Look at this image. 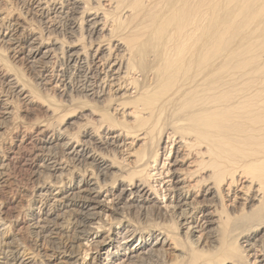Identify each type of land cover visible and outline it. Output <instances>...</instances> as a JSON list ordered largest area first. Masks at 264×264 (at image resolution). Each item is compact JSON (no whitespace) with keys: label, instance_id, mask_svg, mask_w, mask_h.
Segmentation results:
<instances>
[{"label":"bare ground","instance_id":"obj_1","mask_svg":"<svg viewBox=\"0 0 264 264\" xmlns=\"http://www.w3.org/2000/svg\"><path fill=\"white\" fill-rule=\"evenodd\" d=\"M36 3L45 19L55 21L54 14L67 20L70 37L57 85L67 86L70 107L65 129L61 120L56 127L38 120V144L21 140L19 148L26 149L28 165L39 174L62 177L69 163L73 172L82 170L67 185L50 180L37 187L41 205L29 224L35 236V252L30 253L40 256L37 264H88L87 243L101 237L92 244L98 253L91 257L94 263L107 245L113 247V235L121 227L122 239L141 242L126 262L120 255H126L129 240L114 246V253L109 248L112 260L100 264H151L169 242L181 247L173 232L178 226L190 239L189 264H247L250 256V264H264V0ZM7 4L0 0V45L14 60L35 67L40 78L36 85L41 86L46 64L63 45L43 35L50 43L46 47L42 33L31 30ZM96 58L100 68L93 67ZM8 65L0 61L1 137L3 129L20 122L15 110L19 103L15 107L5 98V88L21 100L20 106L39 101L36 90ZM73 92L79 100L95 101L97 109L79 112ZM58 108L46 110L56 117ZM89 116L97 117L92 122ZM70 127L79 129L82 139H77L78 130L68 133ZM56 145L71 162L57 157L51 150ZM2 153L0 146V184L7 181L10 162ZM227 183L246 188L245 206L234 214L225 212ZM152 194L165 199L171 224L148 221ZM108 195L119 214L115 226L103 218L110 207L102 197ZM217 205L214 212L208 210ZM132 210L143 217L145 228L124 222L123 215ZM9 221L0 225L2 235L12 230ZM26 251L8 240L0 242L4 264H26Z\"/></svg>","mask_w":264,"mask_h":264},{"label":"rangeland","instance_id":"obj_2","mask_svg":"<svg viewBox=\"0 0 264 264\" xmlns=\"http://www.w3.org/2000/svg\"><path fill=\"white\" fill-rule=\"evenodd\" d=\"M38 1H40V0H25V1L24 0H8V4H7L8 6L7 7H9V9L14 11V12L17 11V14L21 15L22 20L25 23H27L28 26H30L31 30H33L35 32L39 31L38 33H42V36L44 35L47 38H48V36H50V37L52 36V38H48V39L49 40L51 39L50 42H52L53 40L60 41L61 44H58L59 47L61 45H63V48L59 49L58 52L54 51L57 54L56 53L52 54L54 56H52V58H51V61H50L51 63L48 62V64H46V66L48 65V67H46V73H45L46 80L43 81V85H41V86L36 85L40 82V78H38L39 77L38 72L37 73L35 72L36 71L35 67L32 68L27 63H23L21 61H18V59L14 60V58L12 57V55H10V53L6 50V48L4 46L2 47V45H0V61L2 60L7 65L9 64L8 66L11 68V70H13L12 72H14L16 74L19 73L18 75H20V77H22L25 80V81L23 80V82L28 85L27 87L30 88L31 90H36V92H37L36 95H37V97L39 96L37 98V100H39V101L34 103V105H30V107H29V105H27L25 102H22L21 106H20L21 100L15 98L13 95H11L9 92H7V89L5 87H4L5 89L2 87V89H4V90H3V92H1L3 95L5 93L6 94L8 93L7 96H5L6 94L4 96H5V98L10 99V102H11V104H13V106L15 105V107H17L16 105L19 103L18 109L15 108V110H17L18 121H20V122H18L16 125H14V127L7 125L8 127L6 129H3L6 133L4 132L5 134H3L2 137L0 135V143H1L0 146L2 148V152H4V153H2V156H3L2 158L7 159V163L10 161L8 166H7V174H8L7 181L4 184H0V220H2V221H0L1 222L0 225H2L3 220H5V221L10 220L9 222H11L13 225V226L11 225L12 228L11 227L9 228L12 230L6 229L5 235H2V233H3L2 231L4 230V226L3 227L0 226V242L6 243V240H8V242H11L14 245L19 244L20 247L23 246L27 249V251H26L27 253L35 252V250H33L35 248V246L33 244V243H35V236H33L32 226L29 224L32 223L31 218L35 214H37L38 209H40V205H41L40 201H39L41 198L38 196L41 191L37 188L38 185L44 181L50 182V180H51L50 183H52V181L53 182L54 181L55 182H61L63 180L61 184L67 185V183L74 181L75 178L77 176H79V173L82 174L81 169L78 171L79 173H77V171L73 172V169L70 170L72 168L71 163H69V162H71V160L68 159V156H63L62 150H61L59 145H56V147L54 146L53 149H51V150L53 151L55 149L53 152H55V153L57 152L59 154L58 155L56 153L57 157L59 156V158H62V159L65 158L66 160H68V163L70 165V166L68 165L67 169L65 171H63V176L58 177L59 179L55 178L54 175H51V177H49V174H47L46 172L39 174L40 172H38L37 167H32V166L28 165L30 162L28 161V158L25 157V155L27 153L26 149L24 147H23V149L19 148L21 140H27L28 142L32 143L33 145H35V143L38 144L39 141L37 139L39 137L36 136L37 135L36 126H35L36 124H34V123H37L38 120L49 123V124L51 123L55 127L59 123L58 121L61 120L62 123L65 122L62 124L63 125L62 127L65 129L67 127V123H66V119H65L66 117H64V116L66 115V111L68 113L69 107H70L69 100L67 99V98H69V93H68L69 91L67 89V86H65V88H64V87H60L59 83H58L59 86L57 85V81L59 80L58 73L61 71V68L64 65V58H66L67 46H65V45L69 42V37H70V35L68 33V31H69L68 26L66 25L67 20L64 17H62L61 15H60L61 16L60 17L59 15L55 16L54 14H52V15L49 14V15H51V17L53 16V18L55 17L54 18V20L56 21L55 22V21H53V19H49V18L45 19L43 16L38 15V13L36 11L37 9L35 8V5H37L36 2H38ZM104 5L106 8H110L108 1H104ZM57 16H59V17H57ZM64 19L66 22L63 21ZM57 20L58 21L60 20V21L57 22ZM63 28H66V29H63ZM65 30H68V31H65ZM43 32H44V34H43ZM49 33H51V34L49 35ZM45 37H44V39H47ZM48 39L45 40V42L49 41ZM46 43L47 44L45 46L48 47V45L50 43L49 42H46ZM82 43H86V39H83ZM2 49H5V50H2ZM43 50H45V48ZM63 55H64V57H63ZM95 61H96L95 62L96 66H95V63H93V67L94 68H97V67L100 68L101 62L99 61V58H96ZM44 82H46V84H44ZM36 92L34 91V93H36ZM73 94L78 100V101L76 100L77 102H75L76 105L81 107V108H79L80 109L79 112H86L87 114H90V109H95V108L97 109L98 106H96L95 101H92V100L90 101V100L85 99V98H80V100H79V98H78L79 96H76V93H74V92H73ZM10 96H11V98H10ZM13 99H15V100H13ZM41 102H43V103H41ZM84 103H85V105H84ZM56 105L59 107L58 110L60 109V111H57L56 117L54 115L51 116V113H49L47 110L50 109V107L52 109L53 108L55 109ZM22 106H24V107H22ZM26 108H28V109H26ZM58 112H59V114H58ZM58 117L60 119H56ZM96 117L97 116H94V118H93V116H91V117L89 116L88 119H91V121L94 122ZM26 127L29 129H27ZM75 130L80 131L79 129H73L72 130V128L70 127L67 129V132L71 133L72 131L75 132ZM75 133L77 135V139L78 138H79V140L82 139L81 131H80L81 136L79 135V133L78 134H77V132H75ZM24 134L26 136H24ZM57 142H55V144ZM109 150H108L109 154L111 153V155H113L114 151L112 150V148H109ZM20 152H21V154H20ZM60 154H62V155L60 156ZM115 155H119V154H115ZM15 156L16 157L18 156V158H15ZM116 157H118V156H116ZM25 158H27V159H25ZM65 159H64V162L67 163V161ZM25 162H26V164L23 165ZM8 168H10V169H8ZM29 170H30V172H29ZM35 171H36V173H35ZM60 173L61 172H59L58 174H60ZM10 174H11V176H10ZM46 174H47V176H46ZM1 185H3V186H1ZM223 189H224V195H225V197H224V203H225L224 206L226 207L225 212H229V213L234 214L236 211L242 209L243 206H245L246 188H245L244 184H241L234 189V186H230V183H227V184H225ZM102 198H106V203L110 207L105 211L106 213L103 215V218L107 224L111 223V224H113V226H115L117 222L113 221V219L116 216L118 217L119 214L117 213L118 211H113V209H114L113 199L114 198L112 196H109V195L105 196V197L103 196ZM150 198H151L150 199L151 201L149 200V202H147V205H149L150 210H152V211H150V210L149 211L153 212V213H150L148 211L150 213L149 217H147L148 219H150L148 221L151 224H155L156 222H161L162 224L166 222V223L171 224L173 222V217H170V213H169L168 209L167 210L165 209V202L163 201L165 199H162V197L156 196L155 194H152ZM199 198L203 199V197H199ZM218 206L219 205L213 206V207L211 206L208 210L213 211L214 208H216ZM154 209H155L156 213L154 212ZM1 212H4V213H1ZM135 213L132 210L131 213L128 211L126 214H124L123 215L124 216L123 217L124 222H127L126 224H130V225L135 224L139 229L145 228V226H146L144 223L145 220H143V217L141 215L139 216L138 213L137 214H135ZM200 215L201 214H199V213L197 214V216L201 218ZM4 216L8 220H6ZM124 218H126V219H124ZM160 219H161V221H160ZM13 220H16V221H13ZM141 220H142V222H141ZM171 230L173 231V229H171ZM100 232H104L101 234L107 235V231H105V230L100 229ZM173 232L176 236L177 235L179 236L178 238H180L179 241H181V243H180L181 247L174 244V242H173V244L169 242V245H165L164 248H160L161 252L160 251L158 252L159 257L158 258H157V256L153 257V261L151 262V264H189L188 263L189 259H187L189 257H187L188 256L187 253H189L188 250H189V248H191L189 246L190 245V239H187L184 236V234L181 232L179 226H178V228H174ZM124 233H125L124 228H122V227L119 228L117 230V233L115 235H113V238L115 239V242H113L114 243L113 247L110 245H107L102 250L101 254L98 257H96L97 259L94 260V263H93V259H91V257L97 256L98 253L96 252V250L92 249V244L95 241H97L98 239H101V237L97 238V240H95L93 242L87 243V247L89 248L88 254L86 256L88 264H89V262H90V264H100L101 262L105 263L107 261L112 260V256H108V249L110 248L112 253H114L113 251H117V249H115L114 246L120 245V244H123V245L127 244L129 238L122 239L125 236ZM119 236H121V237H119ZM143 236H147V233L145 232ZM145 238H146V240H148L149 236L145 237ZM17 239H19L20 242ZM62 239H63V241H65L66 237L63 236ZM136 239H137V237H136ZM201 239H203V238H201ZM154 240H156V239L151 238L150 241H154ZM14 241H16V242H14ZM121 241H122V243H120ZM205 241L206 240L203 239V243L201 246L204 245V247L206 248L208 246V244ZM140 242H141V239H139V242L137 240H133L132 242H130V240H129V245H128L129 250H127L126 255H120V257L121 258L124 257V261L126 262L128 259V255H130V253H131V255L133 254V251L136 250L135 249L136 245ZM140 246L141 245L139 244L138 247H140ZM201 246L197 245L196 248L197 249L202 248ZM193 247H195V246H193ZM207 248H206V250H207ZM75 249L76 250L78 249L80 251V248H75ZM182 250H184V252H182ZM123 254H125V253H123ZM180 254H181L182 259L179 258ZM184 258H186V259H184ZM39 259H40V256L39 257L33 256V254L30 253L26 256L25 263L26 264H35V261H36V264H37ZM106 259H108V260H106ZM58 260L59 259L56 260V263L60 262V260L59 261ZM245 260L247 262L246 261H244V262H246L247 264H250L252 261H254V258H252L250 256L248 258V260L247 259H245ZM4 262H5L4 259H0V264H4ZM60 263L65 264L63 262H60ZM229 264H232V263L229 262Z\"/></svg>","mask_w":264,"mask_h":264}]
</instances>
